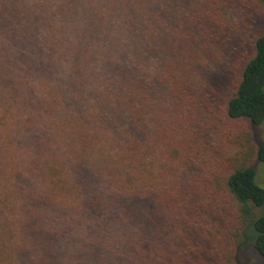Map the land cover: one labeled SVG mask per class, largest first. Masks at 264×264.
<instances>
[{
	"label": "trees",
	"instance_id": "obj_1",
	"mask_svg": "<svg viewBox=\"0 0 264 264\" xmlns=\"http://www.w3.org/2000/svg\"><path fill=\"white\" fill-rule=\"evenodd\" d=\"M263 123L264 0H0V264L264 258Z\"/></svg>",
	"mask_w": 264,
	"mask_h": 264
},
{
	"label": "rangeland",
	"instance_id": "obj_2",
	"mask_svg": "<svg viewBox=\"0 0 264 264\" xmlns=\"http://www.w3.org/2000/svg\"><path fill=\"white\" fill-rule=\"evenodd\" d=\"M227 74V76L225 75ZM214 84L218 87H225L228 86L232 82V77L231 75L223 71L222 73L218 74L216 77L213 76ZM204 81L206 82V77H204ZM217 123L220 126H225L226 122H220L217 121ZM234 123L232 126V129L228 131L227 129H224L226 134L223 136V144L225 150L222 151L223 153L225 152L227 154V157L232 159V163H235L237 160V150L240 148V142H241V137L239 136L238 138L233 135L234 132L237 130V132L240 134V131L238 129L239 124ZM253 134H254V140L258 146H264V123L260 125H254L253 126ZM234 139V140H233ZM254 169L256 170V181L259 185L264 187V162L257 161L254 165ZM253 228H246L245 232V240L249 242V244H246L245 249L243 250V255L245 257V264H263L264 263V258L258 253V251L254 248V243H253ZM252 247H249L251 245ZM237 261H240L239 256H237ZM241 264V263H240Z\"/></svg>",
	"mask_w": 264,
	"mask_h": 264
}]
</instances>
